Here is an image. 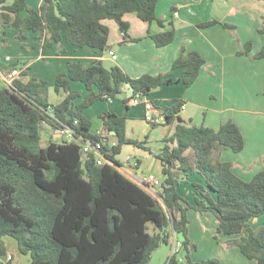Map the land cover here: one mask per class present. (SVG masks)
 <instances>
[{"label":"trees","instance_id":"trees-1","mask_svg":"<svg viewBox=\"0 0 264 264\" xmlns=\"http://www.w3.org/2000/svg\"><path fill=\"white\" fill-rule=\"evenodd\" d=\"M158 1L44 0L37 10L28 0H0V24L17 27L20 40L26 37L25 30L41 31L46 47L66 41L104 51L110 46L105 20L116 22L123 43L139 41L141 38L130 37L131 24L124 16L134 13L148 24L157 21L163 25L156 13ZM219 22L213 19L199 26ZM222 24L235 29V25ZM258 31L264 34V16ZM175 35V26L158 33L148 31L159 47L172 43ZM251 52L252 41H247L237 54L264 59V44ZM16 62L7 67L13 70ZM205 64L199 51H187L184 46L172 65L173 70H183V78L163 73L133 77L118 64L85 67L81 61L71 60L56 76L54 88L62 96L56 103L49 101L46 79L31 77L25 82L16 77L7 85L0 78V255H7L3 237L8 235L16 239L22 253L31 256V264H149L175 230L183 232L185 240L166 264H223L216 257L192 260L197 245L189 237L188 211L193 208L216 216V239L219 234L247 230L248 235L232 243L247 258L264 264V226L253 229L249 223L264 215V169L245 180L233 171V163L220 159L222 150L240 152L245 146L244 134L233 119L218 129L192 125L179 116L181 103L174 105L166 121L177 120L174 133L156 155L163 166L157 197L120 170L117 155L124 144L148 149L147 140L127 136L128 100L122 115L100 114L101 133L92 132L93 122L85 115L87 108L115 98L124 86L142 97L165 85L183 82L191 86ZM4 67L0 61V68ZM72 82H82L87 93L82 96ZM43 123L54 129L67 125L84 137L102 141L104 154L113 163L98 165L93 154L84 161L75 141L51 139L42 146ZM111 137L116 141L111 142ZM190 173L203 178V182L193 183V203L178 190L180 175Z\"/></svg>","mask_w":264,"mask_h":264},{"label":"crops","instance_id":"crops-1","mask_svg":"<svg viewBox=\"0 0 264 264\" xmlns=\"http://www.w3.org/2000/svg\"><path fill=\"white\" fill-rule=\"evenodd\" d=\"M229 1L159 0L156 13L159 18L163 19V25L157 21L148 24L141 20L142 23H140L138 17V19L131 17L128 20V15L126 14V20L131 24L130 37L141 38V40L136 42L123 43L124 36L116 22L114 20L113 22L112 20H105L104 23L110 28L108 53H105L106 50L102 51L88 46L76 47L66 41L46 47L44 45L45 34L41 31L25 30L23 33L26 37L20 40L17 27H6L0 24V61L5 66L0 68V74L6 76L14 70H19L20 74L17 77H20L23 81L26 82L31 77L43 78L48 81V87H50L55 85L56 76L67 69L69 61L79 60L85 67L94 63H102L105 67H107L109 62L112 63L111 66L118 64L133 77L146 73L153 75L163 73L173 78H183L182 69H172L171 71L172 64L178 57L181 47L184 46L187 51L197 50L206 59V64L196 81L188 87L201 84L198 88L202 89L203 86L207 85L206 83L214 85L217 90L215 94L216 103H218L217 108H213V112L210 111V114H208V111L204 114L206 106L199 103L200 101L197 100L196 96H191L192 98L190 97L189 99V97L187 98L184 95L168 96L169 100H171L169 104L166 105L163 99H161V102L164 101V103L159 104L156 98L164 92V88L177 84L165 85L142 97L139 103H133L130 106L126 127L127 136L132 138L128 133L129 127L136 125L140 120H146L153 126L161 124L173 125L175 130L177 120L170 124L166 121L167 115L173 112L174 105L179 102L184 105V108L179 111V116L188 124L197 126L203 124L218 129L223 122L233 119L244 134L245 146L240 152H235L231 149L222 150L220 159L233 163V171L241 178L250 180L257 172L264 169V59H252L251 56L237 54V51L244 48L247 41H252L251 53H256L263 46L264 34L259 32L258 29L263 22L264 8L262 5L264 6V0L248 1L249 9L244 13L240 10L243 5H232L229 12L224 14V8L228 7ZM28 3L38 10L44 0H28ZM25 14L26 12L24 11L22 15ZM213 19H217L220 22L208 27L199 26L200 23ZM224 22L235 25V29L225 28L222 24ZM136 25L139 30L135 29L134 26ZM172 26L176 28V35L174 41L168 45L159 47L148 36L149 30L151 33H158L168 30ZM111 51H113V54L110 53ZM14 61L17 62L14 69L11 70L7 66H10ZM23 72L26 74L22 75ZM77 83L83 84L82 82H72L73 89L80 91L82 96H84L87 93L86 86L84 84L83 87L76 85ZM82 99V97L78 98L77 101ZM112 99L108 100L107 110L104 107L101 109L106 110L103 112H114L122 115L125 111L118 112L112 108ZM49 101L51 103L58 102V100L55 102ZM147 101L154 103L152 114L160 118L163 117V122L157 124L148 120ZM191 105H194L196 109L193 110L190 107ZM166 106L170 108L168 109ZM102 126L101 120V128L93 130V122L92 132L101 133L103 130ZM52 130L55 137L59 138L61 136L54 128ZM111 134L114 135V132H111ZM146 140L145 146L148 144V139ZM110 141L115 142V137H111ZM164 145L165 139L160 152ZM132 161L134 164H130L127 168L124 167L126 171L138 175L157 173V176L163 180V166L158 158L147 167L148 171L151 172H147L144 169L140 158L135 157ZM121 171L130 177L129 173L123 171V169ZM190 174L197 175L198 173ZM190 174L181 175L178 179V186L184 182L189 183ZM201 179L202 181L196 180L192 183L203 182V178ZM141 186L147 189L146 186ZM193 190L195 198L194 187ZM193 202L194 199L191 203ZM183 205L185 206L186 203L183 202ZM188 216L190 220L189 237L191 242L197 245V249L191 252L194 262H199L208 257H216L223 264H258L257 261L247 258L240 248L232 243L234 239L248 235L247 230L236 235L219 234L216 239L214 234L218 226V219L212 212H199L191 208L188 211ZM249 223L253 229L264 226V215L251 219ZM6 236L3 237V240L6 246V254L12 255V264H31V256L20 252L16 239L17 245L11 239H5ZM203 236H208L209 241H206ZM205 241L209 243V249L200 259L197 256L201 251V244ZM172 247V239L168 243H163L154 252L149 264H166L171 256Z\"/></svg>","mask_w":264,"mask_h":264},{"label":"rangeland","instance_id":"rangeland-1","mask_svg":"<svg viewBox=\"0 0 264 264\" xmlns=\"http://www.w3.org/2000/svg\"><path fill=\"white\" fill-rule=\"evenodd\" d=\"M248 1H252V0H230L228 7L224 8V10H225L224 14H227L229 12L230 7L232 5L238 6V4L243 5V7L240 8L242 13L247 12V10L249 9L248 4H247ZM262 7L264 8L263 5H262ZM127 15L126 16H127L128 20L131 17H136V19H138L134 13H128ZM126 16H125V19H126ZM138 21H140V23H142L141 20H138ZM112 22H113V20H112ZM134 27L136 30H139V27L137 25ZM105 53H108V50H106ZM108 65H107V68H109L112 65V63L109 62ZM171 71H172V67H171ZM176 84L180 85V86L175 85V86H169V87L164 88V90H163L164 92L159 94V97L156 98L158 100L159 104H163L164 101L166 102V105L169 104V102L171 100H169L168 96H171V95L172 96H180V95L183 96L184 95L187 98L189 97V99L191 96H196L197 100L200 101L199 103L206 106L204 109V114L206 113V111H208V114H210V111L213 112V108H217L218 103H216V98H215V94H216L217 90H216V87L214 85H212L210 83H206L207 84L206 86H203L202 89H199L198 87L201 84H198V85L193 86V87H187L183 82L182 83H176ZM76 85H80L83 87V84H81V83H77ZM154 90H156V89H154ZM213 95H214V97H212ZM48 97H49V100L54 101V102L57 100H60L62 98L61 95L56 93L54 85H51L49 87ZM134 97L135 96L133 95L131 89L128 88L127 86H124L122 89V92L120 94H118L114 99H112V102H113L112 108H114V110H117L118 112H120L122 110L124 112V111H126L125 100H128V104L130 107L131 105H133L131 100ZM161 99H163L164 101L161 102ZM107 104H108V101H100V102L94 104L93 106L89 107L85 111L86 115L89 116L92 119V121L94 122L93 130L101 128L100 114L103 113V111H106L108 109L106 107ZM109 105H111V104H109ZM102 107H104V109H106V110H102L101 109ZM166 107H168V106H166ZM171 107H172V105H171ZM190 107L193 110L196 109V107L194 105H191ZM169 108L170 107H168V109ZM52 129L53 128L49 124H47V123L42 124V139H41V145L42 146H46L51 139H57L59 141L65 139L64 136H60L59 138L55 137L53 135L54 131ZM128 133H129V136H131L132 138L137 139L139 141H143V140L148 139V144H147L148 149H143V148H140V147L133 145V144H124L121 153H119L117 155V159L119 160L120 164L123 167L127 168V167H129L130 164H134V162L132 161L133 158H135V157L140 158V160L143 162L144 169H146L147 172H151V171H148L149 169L147 167H149L153 161L157 160L156 155L158 153H160V149L163 146V140L166 138H170L172 136V134L174 133V127H173V125H168V124H161V125L153 126L150 122H148L146 120H140L137 122L136 125L129 127ZM162 138H163V140H162ZM158 165L160 166V164H158ZM153 172H155V171H153ZM156 172H158V170H156ZM145 174H147V173H145ZM154 174L157 175V173H154ZM201 178H202V176L199 174L191 175L189 183L184 182L178 186L179 191L181 192L182 196L185 198V200L187 202L191 203L194 199V194H193L194 190H193V186H192L193 183L192 182L196 181V180L202 181ZM193 225L195 226L194 222H193ZM203 237L205 238L206 241H209L208 236H206V237L203 236ZM5 239H11L12 241H14L16 243L15 239L12 238L11 236H6ZM206 241L201 244L202 248H201V251L199 252V254L197 256L200 259L202 256H204L205 252L209 249V247H208L209 243H207ZM16 245H17V243H16ZM208 258H212V257H208ZM204 259H206V258H204Z\"/></svg>","mask_w":264,"mask_h":264},{"label":"built area","instance_id":"built-area-1","mask_svg":"<svg viewBox=\"0 0 264 264\" xmlns=\"http://www.w3.org/2000/svg\"><path fill=\"white\" fill-rule=\"evenodd\" d=\"M113 54V51L110 52ZM20 74L19 70L12 71L9 75H1L0 78L4 81L7 85H12L13 80ZM142 99V96L137 95L135 96L131 101L132 103H139ZM154 103L152 101L146 102V109H147V116L148 120L153 121L155 123H161L164 121L163 117L154 116L152 114V110L154 109ZM184 105L180 104V109H183ZM50 115L55 118L54 114L51 112ZM75 124H77V120L75 121ZM58 133H60L61 136H64V138L68 141H75L80 146V151L82 153L83 160H87L89 158V155L93 154L96 156L97 164L103 165L107 161H110L104 154L103 149V143L100 140H94L89 137H84L83 135L77 133L75 129L72 127H69L65 125L63 128L55 129ZM111 162V161H110ZM113 163V162H111ZM129 173V176L136 181L137 183L144 185L147 187L150 193H152L155 196H159V191L161 190L162 182L163 180L159 178L154 173H148L144 175H138L134 173H130L129 171H126L123 166L120 167V170H122ZM171 239L173 242V247L171 251V255L175 252H178L182 248V240L178 237V232L173 230L171 234ZM12 259V255L7 254L5 256L0 255V262H6Z\"/></svg>","mask_w":264,"mask_h":264},{"label":"water","instance_id":"water-1","mask_svg":"<svg viewBox=\"0 0 264 264\" xmlns=\"http://www.w3.org/2000/svg\"><path fill=\"white\" fill-rule=\"evenodd\" d=\"M178 237H179L180 240H182V241L185 240V235L183 234V232H179V233H178Z\"/></svg>","mask_w":264,"mask_h":264}]
</instances>
